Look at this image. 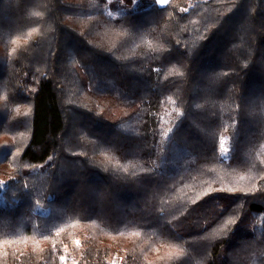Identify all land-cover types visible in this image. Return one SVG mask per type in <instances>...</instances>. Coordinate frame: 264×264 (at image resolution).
<instances>
[{"label":"trees","instance_id":"16d2710c","mask_svg":"<svg viewBox=\"0 0 264 264\" xmlns=\"http://www.w3.org/2000/svg\"><path fill=\"white\" fill-rule=\"evenodd\" d=\"M134 1L0 0V264H264V0Z\"/></svg>","mask_w":264,"mask_h":264},{"label":"rangeland","instance_id":"374dc122","mask_svg":"<svg viewBox=\"0 0 264 264\" xmlns=\"http://www.w3.org/2000/svg\"><path fill=\"white\" fill-rule=\"evenodd\" d=\"M124 3H125V1L122 4H124ZM145 3L146 4L154 3V4H157V5L164 4V3L161 2V0H135L134 2L131 3V5L134 4L135 6H139V5H142V4H145ZM2 189H3V178H2L1 185H0V205L10 204L11 201L2 194ZM116 259H118V258L116 257ZM63 264H75V262L74 261H70V262L63 263Z\"/></svg>","mask_w":264,"mask_h":264},{"label":"snow or ice","instance_id":"6c2138e0","mask_svg":"<svg viewBox=\"0 0 264 264\" xmlns=\"http://www.w3.org/2000/svg\"><path fill=\"white\" fill-rule=\"evenodd\" d=\"M162 3H167V0H161Z\"/></svg>","mask_w":264,"mask_h":264}]
</instances>
